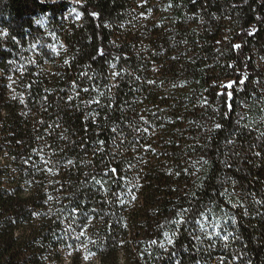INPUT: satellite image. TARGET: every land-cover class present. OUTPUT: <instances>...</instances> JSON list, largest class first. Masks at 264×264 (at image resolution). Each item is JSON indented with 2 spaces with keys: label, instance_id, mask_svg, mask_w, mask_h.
Wrapping results in <instances>:
<instances>
[{
  "label": "trees",
  "instance_id": "obj_1",
  "mask_svg": "<svg viewBox=\"0 0 264 264\" xmlns=\"http://www.w3.org/2000/svg\"><path fill=\"white\" fill-rule=\"evenodd\" d=\"M0 264H264V0H0Z\"/></svg>",
  "mask_w": 264,
  "mask_h": 264
},
{
  "label": "snow or ice",
  "instance_id": "obj_2",
  "mask_svg": "<svg viewBox=\"0 0 264 264\" xmlns=\"http://www.w3.org/2000/svg\"><path fill=\"white\" fill-rule=\"evenodd\" d=\"M77 18L79 19V14H77ZM234 47H235V48H240V45H235ZM115 75H119V74H118V73H115ZM233 83H234V82H230L229 84L225 85L224 87H225V88H232V87H233ZM239 83H244V81H243V80H240ZM84 91H88V89H84ZM231 95H232L231 93H228V96H229V97H231ZM91 102H95V103L99 104V101H91ZM216 127L219 128L220 125L217 124ZM113 131H115V129H113ZM97 183H99V182H97ZM184 211H188V210H184ZM178 215H179L181 218H180L179 220H173V221H172L173 224H175V225H180V224H183V223H186V222H187V221L183 218V214H182V213H178ZM200 215L203 216V213H201ZM195 224L198 225V226L200 227L201 231L203 230L204 225L201 224V221H200L199 219H196V220H195ZM164 235L167 237V243H168L169 245H171V244L174 243L172 237H169L167 233H164ZM173 235H175V233H174ZM216 235H217V237H219V236H220V233H216ZM197 238H198V237H197ZM223 239L227 240V239H228V236H227V235H224V236H223ZM153 243H156V241H153ZM161 246H163V245H161Z\"/></svg>",
  "mask_w": 264,
  "mask_h": 264
},
{
  "label": "rangeland",
  "instance_id": "obj_3",
  "mask_svg": "<svg viewBox=\"0 0 264 264\" xmlns=\"http://www.w3.org/2000/svg\"><path fill=\"white\" fill-rule=\"evenodd\" d=\"M52 1H55V2H57V1H61V0H52ZM69 1H72V2H77V1H79V0H69Z\"/></svg>",
  "mask_w": 264,
  "mask_h": 264
}]
</instances>
